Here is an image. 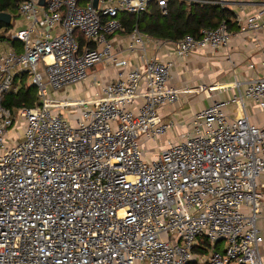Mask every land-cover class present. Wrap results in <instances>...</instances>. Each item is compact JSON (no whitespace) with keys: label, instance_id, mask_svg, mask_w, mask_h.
<instances>
[{"label":"built area","instance_id":"obj_1","mask_svg":"<svg viewBox=\"0 0 264 264\" xmlns=\"http://www.w3.org/2000/svg\"><path fill=\"white\" fill-rule=\"evenodd\" d=\"M168 3L20 0L23 26L7 37L21 49L0 53V264H263L264 124L248 111L264 112V76L193 113L157 155L145 150L178 127L162 112L189 93L169 86L174 63L148 58L147 48L188 58L231 38L226 20L179 40L136 25L125 52L143 51V66L131 68L111 40L127 30L120 17L138 18L153 4L167 14ZM236 21L242 33L264 31V8ZM100 65L120 68L116 78L91 98L67 97ZM23 74L36 101L10 109L4 98L20 90ZM202 239L210 249L198 256Z\"/></svg>","mask_w":264,"mask_h":264},{"label":"crops","instance_id":"obj_2","mask_svg":"<svg viewBox=\"0 0 264 264\" xmlns=\"http://www.w3.org/2000/svg\"><path fill=\"white\" fill-rule=\"evenodd\" d=\"M225 1L226 5L222 9L230 14L228 19L229 30L231 32L230 44L227 48L218 50L217 52L211 50L197 52L188 58H178L166 46L157 48L149 46L145 52L148 58L157 57L163 61L173 62L174 68L171 73L172 78L169 86L189 90V93L182 94L180 100L176 104L166 107L162 112L166 118H174L179 124L175 129L177 141L187 129L190 117L193 113L209 106L213 101H222L232 98L238 91L236 88L237 83L240 84L239 86L243 90L246 87L247 81L264 76V54L262 52V47H264V31L253 30L242 33L236 21L238 15L247 18L263 10L264 0ZM125 17H127V15H122L120 18L128 27V24L125 22L126 20H124ZM12 26L11 30H20L23 23L21 20L16 21L12 23ZM2 32L3 31H0V34ZM130 33L131 32L126 30L123 33L112 36L111 40L113 41L114 49L118 53H123V58H128L130 60L131 68L142 67L143 51L138 50L133 56L125 52L128 47ZM79 37L81 38L82 36L77 34V38ZM82 39V45L84 46L85 39L83 37ZM8 47L10 49H21L19 42L16 44L10 42ZM119 69L120 68L117 67L104 68L100 65L92 72L85 84L74 86L75 90H83L85 92V99L91 98L96 93H99L103 85L116 78ZM95 85H98L97 89L94 88ZM254 112L256 113V119L251 118L252 121L258 124H264V119L261 117L258 118V115L264 116V112H260L257 108H253V113ZM172 132L173 131L166 134L161 139L165 140ZM261 182L264 183V175L261 177ZM244 211L247 213L248 208L245 207ZM256 225L264 240V198L262 200L261 214ZM223 247V244L219 243L218 249L220 251H223ZM261 255L264 264V241L261 245ZM193 263L199 264L197 262Z\"/></svg>","mask_w":264,"mask_h":264},{"label":"trees","instance_id":"obj_3","mask_svg":"<svg viewBox=\"0 0 264 264\" xmlns=\"http://www.w3.org/2000/svg\"><path fill=\"white\" fill-rule=\"evenodd\" d=\"M20 0H0V13L11 14L12 20L18 17ZM230 14L220 6L187 4L178 0H169L167 14H163L155 4L149 7V11L140 15H127L124 20L128 32H131L135 25L139 30L156 39L179 40L186 35L198 36L205 27L217 26L222 20L229 25ZM12 22L7 25L0 22V41L8 39L5 34L11 30ZM83 44L82 37L78 38ZM27 75L23 74L21 79L22 87L16 93H10L4 98V105L10 109L20 107H32L36 101V89L34 86H26ZM210 244L202 239L194 253L198 256L206 255L209 252ZM195 264V263H192Z\"/></svg>","mask_w":264,"mask_h":264},{"label":"rangeland","instance_id":"obj_4","mask_svg":"<svg viewBox=\"0 0 264 264\" xmlns=\"http://www.w3.org/2000/svg\"><path fill=\"white\" fill-rule=\"evenodd\" d=\"M21 19L19 18V16L17 17V18H14L13 19V22L12 23H15L16 21H20ZM17 24H18V22H17ZM14 31H12V33H13ZM11 32H8V33H6L5 35L6 36H8L9 34H10ZM11 42V41H10ZM10 42L8 41V39H5V40H2V41H0V53L1 52H4L5 50H8V49H10L9 47H8V45L10 44ZM27 81V83H28V85L27 86H29L30 85V82L31 81H29V80H26ZM94 88L95 89H97L98 88V85H95L94 86ZM92 90H93V86H92ZM96 91V90H95ZM66 93H67V97H71V98H73V99H85V92L83 91V90H75V87H70V88H68V90L66 91ZM63 95V94H62ZM249 114H250V116H251V118L252 119H256V113L254 112L253 113V108L252 107H250V109H249ZM257 112V111H256ZM262 118V119H264V116H262V115H258V118ZM251 119V120H252ZM21 125V122L20 123H18V124H16V126L14 127V129L11 131V133H10V136L12 137V138H15L16 140L18 139V137L17 136H19V134L21 133V131L18 129V127ZM171 142H177V135H176V132H175V130L172 132V134L171 135H169V137H167L165 140L164 139H161V138H159L158 140H156L155 142H151V143H149V144H147L146 146H145V150L146 151H149V150H151L150 151V154L151 155H153V156H155V155H157V153L155 154V151H157V150H163L169 143H171Z\"/></svg>","mask_w":264,"mask_h":264},{"label":"water","instance_id":"obj_5","mask_svg":"<svg viewBox=\"0 0 264 264\" xmlns=\"http://www.w3.org/2000/svg\"><path fill=\"white\" fill-rule=\"evenodd\" d=\"M40 4L43 5L44 4V0H40ZM97 4H98V2L95 1L94 2L95 7H97ZM0 22H4L7 25H10L11 22H12V16H11V14H8V13H0Z\"/></svg>","mask_w":264,"mask_h":264}]
</instances>
